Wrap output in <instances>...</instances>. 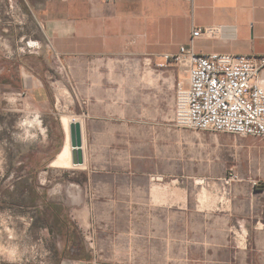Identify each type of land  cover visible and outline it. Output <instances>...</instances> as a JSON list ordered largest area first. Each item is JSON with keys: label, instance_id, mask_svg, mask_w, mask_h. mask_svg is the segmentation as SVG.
Segmentation results:
<instances>
[{"label": "crops", "instance_id": "0c3cea01", "mask_svg": "<svg viewBox=\"0 0 264 264\" xmlns=\"http://www.w3.org/2000/svg\"><path fill=\"white\" fill-rule=\"evenodd\" d=\"M20 1L82 130L83 164L59 159L63 144L56 164L69 173L53 181L89 251L54 264H264V191L253 184L264 178V138L223 145L177 125L187 73L172 60L198 28L213 31L193 40L197 53L264 55V0ZM20 68L19 100L42 95L58 110L42 77Z\"/></svg>", "mask_w": 264, "mask_h": 264}, {"label": "rangeland", "instance_id": "374dc122", "mask_svg": "<svg viewBox=\"0 0 264 264\" xmlns=\"http://www.w3.org/2000/svg\"><path fill=\"white\" fill-rule=\"evenodd\" d=\"M22 5L20 0H0V85L8 88L0 108V264H54L61 256H81L89 247H82L87 243L84 232L69 218L65 188L53 181L69 173L55 158L65 141L63 128L72 120L53 89L52 82L61 80L59 64ZM22 64L58 95V110L43 102L42 95L19 100ZM201 132L217 134L223 145L231 146L258 139ZM68 238L75 247H63Z\"/></svg>", "mask_w": 264, "mask_h": 264}, {"label": "built area", "instance_id": "2783aa9c", "mask_svg": "<svg viewBox=\"0 0 264 264\" xmlns=\"http://www.w3.org/2000/svg\"><path fill=\"white\" fill-rule=\"evenodd\" d=\"M212 28L192 31L172 60L187 73L175 95L177 125L195 131L264 138V55L197 53L193 40ZM230 179H238L232 173ZM264 191V178L254 181Z\"/></svg>", "mask_w": 264, "mask_h": 264}, {"label": "water", "instance_id": "95a60500", "mask_svg": "<svg viewBox=\"0 0 264 264\" xmlns=\"http://www.w3.org/2000/svg\"><path fill=\"white\" fill-rule=\"evenodd\" d=\"M71 165L77 167L83 164L82 130L79 121L73 119L68 125Z\"/></svg>", "mask_w": 264, "mask_h": 264}, {"label": "bare ground", "instance_id": "6f19581e", "mask_svg": "<svg viewBox=\"0 0 264 264\" xmlns=\"http://www.w3.org/2000/svg\"><path fill=\"white\" fill-rule=\"evenodd\" d=\"M64 123L66 125L68 124L66 120H64ZM65 127H66V129H68V126H65ZM70 149H71V147H70V142H69V132L67 130V132H66V140H65V143H64V147H63L62 151L60 152L58 158L59 159H69L71 161Z\"/></svg>", "mask_w": 264, "mask_h": 264}, {"label": "trees", "instance_id": "16d2710c", "mask_svg": "<svg viewBox=\"0 0 264 264\" xmlns=\"http://www.w3.org/2000/svg\"><path fill=\"white\" fill-rule=\"evenodd\" d=\"M45 166H42V168L44 169Z\"/></svg>", "mask_w": 264, "mask_h": 264}]
</instances>
